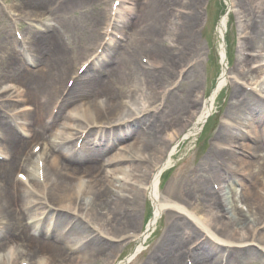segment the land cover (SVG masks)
I'll return each instance as SVG.
<instances>
[{"label": "bare ground", "instance_id": "obj_1", "mask_svg": "<svg viewBox=\"0 0 264 264\" xmlns=\"http://www.w3.org/2000/svg\"><path fill=\"white\" fill-rule=\"evenodd\" d=\"M25 1L37 4L42 3L44 0ZM124 1L125 0H123V4ZM195 1L197 2L199 0H142L140 1L141 6L137 10L140 11V17L135 24L130 23L124 18L122 19L124 22L123 28H125L126 24H129L128 29L131 25L132 27L135 26L137 29L140 25L142 26V29L137 32L138 40L129 43L126 49H124L123 54L130 55V58L135 51L143 50V52H147L151 56V60L160 62L161 67L159 69L153 73L141 72L137 67L132 66L128 58V60L122 65V71H120L119 67L116 70H108L106 75L103 76V74L100 73V70L102 69L101 64L100 68L96 70L94 75L77 84L79 86L81 85L80 91L76 86L66 96V103L62 108L66 110V113L63 114L62 112L59 116L61 124L53 130L51 140L48 142V145L51 146V148L59 149L61 152L57 156L54 155L51 160H46V177L51 184H55V188L51 191V197L54 199L53 203L61 209L62 212L57 213L56 223L54 224V229L52 231L50 230V223L48 220L43 225H40V223L33 225L31 230L41 233V237L38 240L28 236V228L23 225V220L20 215H18V213L14 214L10 211L11 203H14V199L9 174L12 169L17 167L18 162L22 159L26 143L14 137L5 125L0 122V129L8 134L9 145L6 150L8 151V156L10 158L7 164H0V234L2 240L8 239L12 244H19L22 248L20 254L16 253V250H14L10 258L6 259L3 256H0V264H18L20 263L19 260L22 258L27 257L32 260L33 258H40L41 256H46L49 260L51 259L52 263L50 264H97L98 261H102L103 264H108L112 261L111 258L114 255L113 253L120 249L113 248V251H110L108 255L107 252L103 251L104 248L102 246L99 245V248H96L97 244H101V240L96 234V229H98L96 226L100 227V230H105L106 233L113 237L117 235V229L132 226L137 220L138 214H126L123 212V220H119L117 217L118 213L121 210H124L125 204L133 203L136 205L138 203L137 200H140L141 195L143 196L144 193V195L148 196V200L154 207V217L148 226V231L143 236L136 235L132 238L136 239V245L134 247L135 252L141 248L146 234L153 227V222H155L157 216H159L164 209L169 210L173 207L180 211L183 210L177 204L169 203V201H166L161 197L159 198L160 194L158 188L161 175L163 171L170 166L172 155L174 154L173 149H169L165 146L167 142L170 144L171 141L168 140L167 142H163L159 136V132L162 129L169 127L171 123L181 125L179 122L180 114L188 105L196 107L197 112L199 111V116L196 121L191 119L186 126H182V135H193L203 126L202 124L204 123L205 118L211 113L214 107V97L216 92L220 91L223 85L227 84L230 79H234L233 74L224 69L227 59L224 46L221 45L219 50L222 60L221 63L223 64L221 76L216 84V89L203 103L202 107L200 105L198 107V104L194 100V90L190 87L188 89L186 88L184 92L189 98L186 104L179 106V103L171 101L168 107L171 110V114L166 118L161 119L155 115H152L149 118H146V116L142 117L140 122L142 124H149L146 126V131L141 132L140 136L137 135L139 138L135 137L132 141H127L126 138L131 136L134 132L136 128L135 123L139 121L137 118L139 112L136 115L132 111L130 113H125L126 107L119 108L116 111H108L100 105L81 104L79 101L81 99L79 98L89 96L92 92H96L97 89L102 90V92L104 91L110 99L119 96V93L129 94V96L137 95L139 89L134 88L133 90H130L127 86V84L131 83V88L134 85H142L140 88H145V92L143 93V96H145L146 92H149L150 94L151 92L159 91L163 85H168L169 82H172L173 79H170L167 73L163 70V67L167 66L175 68L180 62H182L183 57L187 55V53L195 55L192 53L195 49V44H192L191 42V32L195 28L199 18L196 13L189 11L193 8L192 5ZM105 2L106 0H66L65 4H73V6L78 8L92 9L95 14L92 15V19H95V26L106 17L105 13L101 10V6ZM167 3H169V5L166 8H175L176 6H179V8L183 7V9L188 12L181 17L180 20L174 19L171 22V18L174 17L172 14L168 16L162 14L161 19L154 18L155 13L160 11ZM227 3L229 8L232 7L231 1L227 0ZM194 6H196V4H194ZM262 17L264 19V13ZM226 24V17L221 18L217 27V33L221 39L224 38ZM193 26L194 28H191L188 34V29ZM145 28L150 32L162 31L163 29V31L165 30L170 36H172L174 32L173 37L177 40H181V42H177L182 44V46L180 45V51H172L163 46H156L154 43L150 44L147 41V37H145ZM89 35V45H92L97 40L96 35H93L92 33ZM155 38H157V36H154L151 41ZM256 39V43H261V51L258 53L262 56V49H264V20L257 26ZM29 42V50H31V53L33 52V54L30 55L32 57V64H39L40 68L35 72H32L22 67L23 71L20 72V67L15 60L11 58L9 61V58H7L6 60H0V74H3L8 78L15 77L26 88L25 95H22V93L16 88H11L6 92V96L13 95L15 100L19 103H23V106L27 105L24 100H27L28 102L34 101L35 97L37 95L41 96L42 93L47 98V103L42 107L39 105L35 106L32 114H20L17 118L22 131L34 132L35 138L40 139V131L46 130V128L41 125L40 116L48 110L51 105L50 100L52 96H55L57 93L55 87L49 89L50 87L43 83L45 68L42 62L47 66L46 68L50 72H57L61 69L59 66L63 65L61 64V56L63 55V52L61 51L58 40L50 34L47 36L36 35L30 39ZM114 46L115 44H112L111 48L106 49V52L100 57V62L103 63L109 55H114L116 53V51H113L116 48ZM40 52H43L41 55L46 57V60L42 61L36 57ZM240 62H244V60L241 59ZM262 73L263 72H259L258 74L261 75ZM4 84L8 83L5 82ZM127 88L129 89L127 90ZM238 91L239 90H236L234 92V103L232 107L237 111H250L253 114V118L251 119V114L249 122L244 126L250 134L247 136H241L229 131L228 128L231 123L238 119L234 115L236 114L234 112L231 113V119L226 118L223 121V124L226 127L219 132L217 144L222 145L226 139H232L230 141L234 140L233 143L238 142L237 148L242 156L252 157L257 154L256 151L260 149L258 142L264 141V124L261 120L262 117L264 118V104L258 103L251 107L248 102L240 100V94ZM139 96H141V94ZM139 98L140 97H138L135 102L136 107L139 105ZM14 108H16V106ZM21 108L22 106H17V110H20ZM157 109L154 110L157 111ZM246 114H248V112H246ZM133 117L135 120L132 123H129L130 119ZM110 123L113 124V128L108 130L105 126H108ZM87 128L90 129L88 135L98 136L99 138L112 135L113 142H117L114 151L105 157L102 169L99 165L97 166L95 161H93L96 157L93 158L92 156L94 151L85 147L80 151L77 157H74L72 154L73 151L69 147L70 141L76 137H80L82 132ZM164 132L165 130H162L161 134ZM56 141L59 142L56 143ZM248 141L253 142V148ZM141 148L142 152H140ZM144 153H154L157 156V162L152 164L150 168L138 164L144 161V158H142ZM233 157L234 170H231V173L234 176L228 177L229 180L237 179L235 182L241 184L243 196L240 201L246 206V212L244 214L235 211L233 212L237 224L234 223L235 225L228 226V224L219 217V215L223 213L221 205L218 203V198L214 192L207 189L209 186L207 182L209 181V179L207 180L208 175L213 179H218V185L221 183V174L224 176V172H221L218 167L209 166L211 165V161L215 160L216 155L210 154L204 163L199 165L198 170L195 173L197 179H195L193 183L188 182L186 190L178 192V185L176 188L175 184L172 183L173 185L169 186L165 191V193L167 192L173 195H180L183 193L191 200H194L195 197H199L197 198V201L202 203L210 213L209 217L204 218V220L214 225L217 230L216 236H212L207 231L203 233L204 236L206 237L207 235L214 243H218L223 247L228 246L231 249L235 247V245L232 244L234 241L241 242V240L244 239L243 236H245L246 231L251 229L257 223L264 222V200H262L261 194H255L244 184V180L257 170L258 164L247 162L243 157ZM256 158L261 160L258 155H256ZM31 165L33 167L29 170V176L33 187L35 188L38 186L34 173L35 164L32 162ZM204 167H207L206 173L203 172L204 169L202 170ZM263 169L264 165H261L259 167V173H262ZM261 175L264 177V174ZM107 177H116L118 180H129L133 182L138 181L144 186L142 190L143 193L140 188H133L134 190L127 191V188L124 189L125 187L123 186V188L120 187V190L117 192H112L111 188L118 186L107 180ZM181 177H187V180L189 179V175L187 174H184ZM99 178H102V182ZM256 179L257 178H254L252 181H255ZM255 187L260 188V191L263 192L264 182H259ZM123 190L126 191L127 195L131 194V197L124 196L125 192ZM30 192L32 193V188L28 186L20 187V195H22L21 200L25 207L33 204L34 200H36L33 199ZM79 196L80 200L77 199ZM228 204H230V202H228ZM36 206L37 207L34 210H31V218H37L44 214L45 208H43L39 202ZM83 207H85V209L88 208L85 216L82 214ZM98 212L105 213L108 222L107 224H105L103 218L99 217ZM67 213H70L71 216L66 215ZM187 215L191 216L190 213ZM80 216L88 221L89 224L87 225H89L91 229L86 228V225L80 222ZM5 221L6 224L3 226L2 224ZM65 221L72 223L73 226L66 238H64L65 244L63 247H60L58 243L64 236L61 234L63 229L59 230V227L61 226V223ZM173 224H175V222ZM184 225L185 233H177L173 226L164 230V235L167 239L161 238L155 252L152 254V258L157 260L156 264H180V256L176 254V248L179 244L189 242V240L193 243L196 239V230L190 231L193 228H191L188 223H184ZM229 228L232 229L228 230ZM43 238L51 239V241L45 243ZM259 238L264 241V233H261ZM83 240L88 241L86 245H88V247L90 246L89 249L85 250V247L81 246V241ZM218 250V246L208 248L206 245L202 247L199 252H191V258L194 264H221L223 260L217 256ZM69 251L74 255L72 258L67 255ZM207 251L208 256H206ZM231 254L232 253H229V257L225 259V264L235 263V259L230 257ZM209 256H211V258ZM33 260L32 264H36V261ZM239 262L240 261H238V263ZM39 264L48 263L46 261L41 263L40 261Z\"/></svg>", "mask_w": 264, "mask_h": 264}, {"label": "rangeland", "instance_id": "obj_2", "mask_svg": "<svg viewBox=\"0 0 264 264\" xmlns=\"http://www.w3.org/2000/svg\"><path fill=\"white\" fill-rule=\"evenodd\" d=\"M58 1L63 2V0H48V1H46V3L44 5H41V7H39V6H33V5H30V4H25V3L22 6H20V7H22V8L39 7V8H42V10H44L45 8L52 7V10L48 13V15H46L44 17L45 20L42 22L41 26H44L45 28H51L52 30H56V35L55 36L60 41L61 51L64 53V58L67 59V61L69 62L70 66L71 65L73 66L75 63H77L79 60H81L85 55L88 56L89 54L92 53V50H89L88 49L89 43H87V33H88V28L90 27L89 26V20L91 19L92 12L89 9L76 8V7L70 6V5L69 6L67 5L66 7H63V4H61L59 6H56V3ZM212 1H213V3H212ZM243 1H246V2L251 3V4H253V1H256L261 6H264V0H243ZM19 2H21V0H17V3L18 4H19ZM208 2H210L209 5L207 4L208 5L207 7L209 8V14L210 13L213 14L212 16L214 17V21H215V18L217 19L218 13H219V11L217 10V7L220 6V1L219 0H207V3ZM216 2H217V5L215 7V3ZM168 5H169V3L165 4L160 11H157L155 13L154 18L161 19L162 18V14L171 15V12L168 11V8H166ZM212 5H214V6H212ZM253 5L249 6L248 9H244L241 6L239 8L238 5H237V8L235 7V9H234V11L236 12V15H235V19H236L235 26H236V28L239 29V30L237 29L239 34L243 30H246L247 28L250 27V25H249L250 22H249L248 19H249V16L252 14V12H251L252 9L255 8V7H252ZM104 6H103V8H104ZM204 7H205V0H203L202 4L200 5V9L201 8H204ZM188 10H189V8H188ZM181 12L182 13H185L184 11H181ZM182 13H180V14H182ZM177 14H173L175 17H172L171 20H170V22L172 20H174V18L175 19L178 18V15ZM204 21H205V17L201 15L199 17L198 23L195 26V29H197V32H199V29H201L205 25L204 24ZM205 27H206V25H205ZM215 27L216 26H215V24H214V22H213V20L211 19V16H210V22H209L208 26L206 27L205 32L207 30L206 35H207L208 40L210 41V42H208L209 43V46H210V49H211L210 58L212 60H214V61L213 62L210 61L208 63V56L206 57L205 54H204L205 53V49H206V45H205L206 43L203 41L204 35H203V39H200V37H199L200 35L197 34L196 35L197 36L196 37V43H195V46L196 47L192 51V53L195 54V52L197 51V55L199 54V57H198V59L194 60L195 66L191 70L188 71V73H190V75L186 74V76L182 78V81L178 85V88L176 89V91L174 90V95L172 94L170 98H167V95H166V97H165L166 105L168 103H170L171 100H174V99H175V102L179 103V106H182L183 104H186V102L188 101L189 98L186 96L184 90L186 88L188 89L189 87L191 89L195 90L193 92V96H195V98L198 100V97L200 96V93H202L203 90H204V78L206 77V76H204V72L210 66H212V73H210L208 71L207 72V75L210 78H212V80L215 79V77H216V75L218 73L216 71L217 61H216V56H215V54L217 52L216 51L217 37H216ZM191 28H194V26L193 27H190L188 29V34H189ZM141 29H142V26L140 25V27L138 28V31L137 32H139ZM144 30H145V37H147V41L149 43H151V39L154 36L166 38L167 41H168L167 42V45H170V46L176 45V42L181 41V40H175V39H173V36H171V39H169V35L166 34L165 32H162L163 29H162V31L159 30V31H156V32H150L146 28ZM135 32H136V30H135ZM29 37H31V34H28L26 32L25 39L26 38H29ZM191 37H193L192 32H191ZM194 37H195V35H194ZM134 38H135L134 42L136 40H138V35H135V33H134V36L131 39V41H133ZM226 38L228 39L229 47H230V43H231V39H232V28H231V31H230V26L229 25H228V35L226 36ZM1 39H3V38L0 37V40ZM173 41H175V42H173ZM259 44L261 45V43H259ZM0 46H1V41H0ZM1 47H0V50H1ZM246 47L247 46H244L243 47V50L244 51L247 50ZM2 52H1V55L5 54L7 51L6 50H3ZM86 52H87V54H86ZM229 53H231L230 50H229ZM232 55H233V53H232ZM234 55H237V53H234ZM40 56H42V55H40ZM129 56L130 55H126L125 60H128ZM140 56L147 58L150 55L147 52H143V50H141V51H135L131 55V57L129 58V61L131 62L132 66H135L136 67V65H137L136 64L137 58L140 57ZM191 57H193V55L190 54V53H187V55H185L183 57V60H182V62L180 64L181 66L178 69L184 68L186 66H187V69H189L192 63H189V64H187L185 66H183V64H185L187 62V60L190 59ZM205 63L208 64V67L206 69H204ZM242 70H243V72H242V75H243V74L246 73L247 66L245 68L242 67ZM73 71L74 70H72V72ZM2 79H6V78L3 77ZM66 80L67 79H64L63 82L61 83L63 85V87H65ZM131 85H132V83L131 84H127V86L129 88H130ZM129 88H127V89H129ZM141 91H142L141 94L143 95V93L145 92V88L142 87L141 88ZM225 93H226V89L224 90L223 93L220 94V98L216 101L215 111L218 110V113L221 111L219 113V115L217 113V118L215 119V120H218V122L221 121V116L227 110V105L224 103V101L226 99L225 98ZM95 94L96 93H93L90 97L94 96ZM145 94H148V92H146ZM148 95H146L143 98L144 103H146V100L147 101H150L152 99V97L151 96H148ZM157 95H158V91L152 93L153 98L155 96H157ZM175 95H176V97H174ZM121 96L122 97H126L124 95H120L119 98ZM191 107L192 106L188 105V106H186L184 108V111L181 112V115H180L181 116L180 117V120L181 121L182 120L183 121L186 120L184 117L187 115L188 111L191 110L190 112H193L194 113V111H192V108ZM164 110L167 111V112H169V114L171 112V111H169L168 107H166V106L164 107ZM230 111H231V109H230ZM161 115H163V114H161ZM236 124H238V122L235 121V125ZM175 125L176 124H173L171 126H173L174 129L179 130ZM169 128L170 127L165 128V130H168ZM199 136L200 135H198V138H199ZM188 149L191 150V151L188 152L189 151ZM202 151H203V148L201 147V149H200L199 148V144L197 145V150H195L194 143L192 141H189L188 143H186L182 147V149L180 150V152L177 155V157L175 156L176 159L177 158L178 159H183V161L178 165V167L176 169L173 170V172L171 171L172 172V175H171V172H169V173L166 174V176L168 177V180L169 181L167 180V183H166L165 186H167L171 182V178H173L174 176H176L175 174L178 173L179 170L182 169L180 171L181 173L182 172H187V170L191 166L199 164V161H198L197 157H198L199 154H201ZM11 174H13V172ZM228 198H230V197H228ZM138 203H139L138 204V207H140L141 206V200ZM122 211L119 212V215L121 214ZM103 214H104V212H101V213L98 212L99 217L100 218H103V220L106 221V219H105L104 216L101 217ZM164 225H165V222L163 220L161 222V220H160L159 223H158V225H157V228H158L157 229V232H156L157 235H155L154 237L152 235L151 239L147 242V245L149 246V248L151 247L150 251L156 247L158 238L161 237V236H159V234H160L162 228L164 227ZM135 226H136V223L134 224V226L132 227V229H135ZM123 229L124 228L121 227V232L123 231ZM126 251H127V254L132 253L131 248L130 249H127ZM107 253L109 255L110 252H107ZM115 253H113V254H115ZM149 254H150V252L149 253H146V252L142 253L131 264H143V263H147V261L149 260ZM97 264H103V262L102 261L101 262L98 261Z\"/></svg>", "mask_w": 264, "mask_h": 264}]
</instances>
